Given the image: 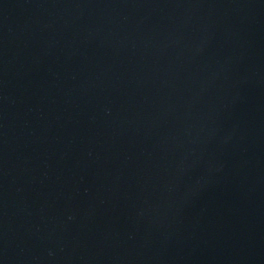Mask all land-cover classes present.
<instances>
[{
	"label": "water",
	"instance_id": "95a60500",
	"mask_svg": "<svg viewBox=\"0 0 264 264\" xmlns=\"http://www.w3.org/2000/svg\"><path fill=\"white\" fill-rule=\"evenodd\" d=\"M0 264H264V0H0Z\"/></svg>",
	"mask_w": 264,
	"mask_h": 264
}]
</instances>
